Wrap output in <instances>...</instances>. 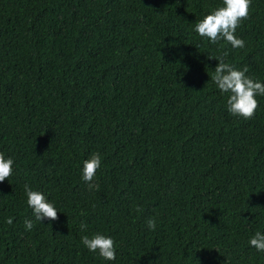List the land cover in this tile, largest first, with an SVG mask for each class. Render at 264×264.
I'll return each mask as SVG.
<instances>
[{"label": "trees", "instance_id": "obj_1", "mask_svg": "<svg viewBox=\"0 0 264 264\" xmlns=\"http://www.w3.org/2000/svg\"><path fill=\"white\" fill-rule=\"evenodd\" d=\"M221 4L0 0V153L14 162L0 264H264L249 244L264 234V96L245 120L212 81L224 56L264 84V0L238 49L195 32ZM93 153L98 190L82 179ZM25 184L55 221H35ZM97 233L115 260L82 244Z\"/></svg>", "mask_w": 264, "mask_h": 264}, {"label": "clouds", "instance_id": "obj_2", "mask_svg": "<svg viewBox=\"0 0 264 264\" xmlns=\"http://www.w3.org/2000/svg\"><path fill=\"white\" fill-rule=\"evenodd\" d=\"M250 6L251 0H222L221 6L196 23L195 32L212 44L224 41L233 49L243 48L245 42L237 38L235 32L242 21L249 19ZM247 72V67H244L243 70H237L233 65L225 62L224 56H221L218 58L212 81L221 93L228 94L227 111L232 116L250 120L259 106L256 97L258 95L264 96V84L247 76ZM101 160L99 153H93L83 163L82 179L88 184L89 189L95 187L98 190L99 188L92 182L101 167ZM13 163L11 158L6 159L4 154L0 153V183L12 176ZM24 189L27 205L31 209L35 221L41 224L45 220L55 221L58 218L59 212L41 192L32 190L28 184L24 185ZM7 223L11 225L12 218H9ZM24 226L25 230H32L33 220L26 219ZM147 226L150 230H155V219L150 218L147 221ZM86 227L85 224H81L82 230ZM81 242L89 252L98 253L105 261L115 260V242L110 237L97 233L91 237L83 236ZM249 244L258 252H264V234L259 231L256 232L249 240Z\"/></svg>", "mask_w": 264, "mask_h": 264}]
</instances>
